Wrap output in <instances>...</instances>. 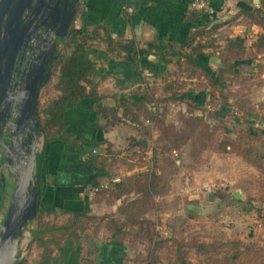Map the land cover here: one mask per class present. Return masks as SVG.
Instances as JSON below:
<instances>
[{
    "label": "trees",
    "instance_id": "16d2710c",
    "mask_svg": "<svg viewBox=\"0 0 264 264\" xmlns=\"http://www.w3.org/2000/svg\"><path fill=\"white\" fill-rule=\"evenodd\" d=\"M238 5V14L258 25L261 31L250 43H246L241 35L225 36L224 43L217 49L222 63L216 69L197 65L196 59L202 53L204 42L189 43L190 51L185 53L167 45L158 46L156 53L183 57L176 62L178 72H175V77L166 78L163 84V89L170 92L168 98L155 96L154 87L147 83L137 96L124 93L115 98L114 103L105 101L96 90L93 76L98 69L89 53L97 30L88 29L85 25L70 28L61 40L63 45L57 51L51 76L42 86L37 107L41 134L44 142L61 140L66 145L75 144L79 154L85 155L82 163L99 165L108 172L105 182L97 179V175L88 180L94 189L92 200L107 204L118 201V204L114 211L100 215L84 208L71 211L60 222L49 220V211L40 208L43 158L40 151L37 155L39 204L36 226L30 229L29 242V251L37 250L36 264H54V251L67 239L78 240L81 235L90 238L92 235L84 233L85 230L95 234L100 226L118 242L144 245L143 249L134 251L126 264H162L163 260L165 264H264V245L255 240L222 235L214 236L212 240L200 239L195 234L159 235L157 219L147 216L150 211L162 208L157 196L169 189V177L177 168L179 150L186 144H189L191 163H200L208 150L234 153L255 167L264 180V126L253 123L257 115L261 113L264 117V113L261 103L249 98L254 85L264 86V0H260L258 5L247 2ZM203 12L208 11L190 10V17L195 18ZM223 22L197 28L194 36H208L210 30ZM102 39L109 50L122 51L126 57L140 59L146 54L134 38L116 40L104 32ZM213 39L210 37L206 41L212 44ZM241 66L248 67L246 74H242ZM179 74L185 77L202 75L210 98L207 101H186L184 109L177 111L176 119L168 120L160 102L184 93L188 85L185 79L178 78ZM85 98L91 100L92 110L104 120L100 125L102 129L123 123L137 130L136 134L127 136L125 146L108 144L96 155L82 145L81 136L67 127L64 118L68 108ZM227 104L232 105L229 118L245 123V127L230 131L218 114V123L212 120L208 106H216V112H219ZM154 130L158 132L155 136ZM148 140L153 142L150 154H146ZM115 156L122 157L125 173L116 174V165L112 163ZM89 241L94 243L93 238ZM191 250L197 259L192 258ZM24 262L25 259L21 264Z\"/></svg>",
    "mask_w": 264,
    "mask_h": 264
},
{
    "label": "crops",
    "instance_id": "0c3cea01",
    "mask_svg": "<svg viewBox=\"0 0 264 264\" xmlns=\"http://www.w3.org/2000/svg\"><path fill=\"white\" fill-rule=\"evenodd\" d=\"M189 1L81 0L72 26L85 25L88 29L96 28L97 30L89 53L98 69L97 74L93 76V80L97 83L96 90L104 97L105 101L114 103V99L124 93L137 96L147 83L154 87L155 96L159 98L170 96V92L163 89V84L166 82V78L175 77V72H178L176 62L183 60V57L179 54L156 53L159 45H167L176 51L185 53L190 51L189 43L204 42L205 44L201 48L202 53L196 59L197 65L214 70L222 63L217 50L224 43V38L218 36L221 31H227L226 36L241 35L245 38L246 43H250L261 31L258 25L248 22L243 14H238L240 2L259 4L253 3L252 0H212L211 5L214 11L203 12L195 18L190 17ZM125 5H131L133 11L125 12L123 10ZM222 21L225 22L210 30L208 36H194V31L197 28H208L212 24ZM104 32L116 40L134 38L146 54L139 59L126 57L122 51L116 49L109 50L102 39ZM210 37H214L212 44L206 41ZM62 45L63 43L58 47V50ZM218 58H220V63L217 62ZM178 78L186 80L188 86L184 93L165 102H160L168 120L176 119L177 111L181 108L184 109L186 101H207L210 98L207 92L208 88L205 87L206 81L202 75L185 77V75L179 74ZM42 89L43 87L41 93ZM224 107L225 113L220 116L223 119L229 116L232 105L227 104ZM208 108L212 112L210 115L212 120L219 119L216 116V114H220V111L216 112L218 108L216 106H208ZM64 120L70 130L81 136L83 146H86L88 150L96 149V155H99L108 144L125 146L127 136L137 132L133 126L123 123H116L106 130L102 129L100 125L104 120L94 113L91 100L88 98L80 100L76 105L68 108ZM253 120L258 125L256 117ZM157 133V130L153 131L154 136ZM41 141L40 151L43 154L40 167L41 209L48 210L49 214H62L61 221L67 218L73 210L89 208L90 212L100 214L116 209L118 201L113 204H107L105 201H93L94 189L88 182L95 175H97V179L105 182L109 176L108 172L99 165L82 163L81 160L85 155L79 154L75 149V144L66 145L61 140L44 142L43 135H41ZM152 145L153 142L148 140L146 154L151 153ZM189 160L191 162V159ZM112 163L116 165L117 175L125 173L121 156H115ZM188 180L184 181L186 183L184 190L192 196L198 197L201 185L206 180L203 179L200 182L191 179L189 187L187 186ZM174 184H172V191L176 194L180 189ZM164 193L158 195L157 199L159 200ZM154 212H156L155 217L158 218L162 209ZM154 212L150 211L147 216L151 217V213ZM31 224L33 225L29 227L28 251L31 239L30 229L36 226V223ZM84 233L91 234L92 236L89 237L93 238L94 243H91L90 238L85 235H81L78 240L67 239L60 248L54 251V264H126V259L123 256L132 243L116 241L112 235L105 231L103 226H100L95 234L89 230H85ZM57 259L61 263H56Z\"/></svg>",
    "mask_w": 264,
    "mask_h": 264
},
{
    "label": "water",
    "instance_id": "95a60500",
    "mask_svg": "<svg viewBox=\"0 0 264 264\" xmlns=\"http://www.w3.org/2000/svg\"><path fill=\"white\" fill-rule=\"evenodd\" d=\"M252 1L258 4L260 0ZM80 2L0 0V146L4 162L9 163L11 156L17 159L14 166L9 167V179L0 174L3 188L6 182L11 187L10 191L3 193L4 197L0 194V201H4V213L0 219V264L22 263L21 241L37 216V155L42 135L37 117L38 101L41 88L49 80L58 57V45L72 27ZM42 14L44 18L41 20ZM40 26L50 32L41 36L42 47L28 64V69L21 71L15 65L19 49L31 30ZM53 47L57 48L55 52ZM217 62L220 63V58ZM14 70H18L16 78L19 82L12 78ZM29 133L33 140H30ZM233 194L240 196L236 190ZM212 196L209 193V197Z\"/></svg>",
    "mask_w": 264,
    "mask_h": 264
},
{
    "label": "rangeland",
    "instance_id": "374dc122",
    "mask_svg": "<svg viewBox=\"0 0 264 264\" xmlns=\"http://www.w3.org/2000/svg\"><path fill=\"white\" fill-rule=\"evenodd\" d=\"M227 35V31H221L218 36L222 39ZM63 43L60 41L58 47ZM242 74L248 72L247 66L240 67ZM251 101L261 103L264 113V87L254 85L249 94ZM225 107L220 109V114L225 112ZM217 118V117H216ZM218 123V120H215ZM226 126L232 130L245 127L246 124L234 118H224ZM253 123L255 121L253 120ZM258 126H264V117L256 116ZM39 151L41 149V137ZM258 148L259 144L255 143ZM189 144L184 145L179 150L177 168L169 177L170 187L159 198L162 206V213L158 218L155 213L151 217L157 219L156 230L159 235L173 233L177 236L195 234L200 239L212 240L214 236L240 237L244 240H255L264 245V180L260 172L249 165L240 156L234 153H219L206 151L202 161L194 164L190 162ZM189 187L192 181L206 180L201 185V192L198 197L192 196L184 190V181ZM179 190L174 194L172 184ZM236 190L240 193L237 197L233 194ZM209 193L213 196L209 197ZM158 198V197H157ZM95 213V212H94ZM102 214V213H100ZM99 214V215H100ZM3 214H0V219ZM62 214H49L48 219L61 221ZM31 223H36V217ZM33 224H30L31 227ZM29 227L24 232L20 245V257L23 264H36V250L28 252ZM89 230V229H88ZM141 243H132L123 258L127 259L138 249H143ZM193 259L197 255L191 250ZM61 263L59 259L55 261ZM162 264H165L163 260Z\"/></svg>",
    "mask_w": 264,
    "mask_h": 264
},
{
    "label": "flooded vegetation",
    "instance_id": "af4514ba",
    "mask_svg": "<svg viewBox=\"0 0 264 264\" xmlns=\"http://www.w3.org/2000/svg\"><path fill=\"white\" fill-rule=\"evenodd\" d=\"M32 17V16H31ZM39 16L37 18H35L32 22H31V26L33 27V24L38 20ZM44 18V14H42L41 16V20ZM50 30L46 29L43 26H40L39 28H34L31 30L30 35L28 37V39L26 40V42L20 47L17 58H16V62L15 65L17 66V68H20V70L22 71L24 68L28 69V64L33 61L35 59V56L38 53V49H40L42 47V42H41V36H43L45 33H49ZM37 48V49H36ZM54 52L56 51V49L53 47ZM18 70H14V73L12 75V78L15 81L19 82V79L17 80L16 76H17ZM12 105L15 106V103H12ZM31 134V133H29ZM30 140H33L32 134L29 136ZM18 148V144L16 145ZM2 147L0 146V174L3 173L6 177V179L10 178L9 175V167H13L14 164L16 163V160L14 158V156H11V159L9 160V163L4 162V157H3V152H2ZM10 184L8 182H6L4 184V188H3V182L0 181V194L4 197V192L10 191ZM3 199L0 201V207H1V211L0 214H3L4 210L2 207L3 206Z\"/></svg>",
    "mask_w": 264,
    "mask_h": 264
},
{
    "label": "built area",
    "instance_id": "2783aa9c",
    "mask_svg": "<svg viewBox=\"0 0 264 264\" xmlns=\"http://www.w3.org/2000/svg\"><path fill=\"white\" fill-rule=\"evenodd\" d=\"M188 7L190 10H194L196 12H201V11L213 12L214 11L210 0H190ZM123 10L125 12H132L133 7L131 5H125L123 6ZM92 152L95 153L96 149L93 148Z\"/></svg>",
    "mask_w": 264,
    "mask_h": 264
}]
</instances>
